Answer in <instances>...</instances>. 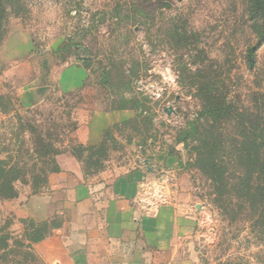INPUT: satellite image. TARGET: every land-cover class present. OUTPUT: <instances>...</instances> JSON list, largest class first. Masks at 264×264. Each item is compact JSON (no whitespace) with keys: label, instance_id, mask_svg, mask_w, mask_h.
Returning a JSON list of instances; mask_svg holds the SVG:
<instances>
[{"label":"rangeland","instance_id":"obj_1","mask_svg":"<svg viewBox=\"0 0 264 264\" xmlns=\"http://www.w3.org/2000/svg\"><path fill=\"white\" fill-rule=\"evenodd\" d=\"M4 9L0 47L10 37L6 53L22 59L26 39L34 62H1L0 160L31 166L39 136L52 145L58 171L76 172L70 184L88 186L149 159L156 184L147 200L170 203L179 216L171 264H264L260 199L245 197L246 206L230 192L232 205L222 206L220 168H210L222 158L225 179L262 176L250 151L240 166L233 162L236 151L264 149V0H5ZM75 64L88 73L81 88L61 92L53 83L36 105L21 104L20 85L40 76L49 86L52 73ZM102 110L134 116L96 146L78 143L76 130ZM177 145L178 174L164 175L153 158ZM49 176L34 186L21 175L15 195L0 196V264H46L37 244L64 217H43L59 203L37 212L28 200L51 191Z\"/></svg>","mask_w":264,"mask_h":264},{"label":"crops","instance_id":"obj_2","mask_svg":"<svg viewBox=\"0 0 264 264\" xmlns=\"http://www.w3.org/2000/svg\"><path fill=\"white\" fill-rule=\"evenodd\" d=\"M24 40L26 55L22 59L20 55L6 53L5 48L12 42L10 37L1 45L0 65L3 61L17 63L24 59L34 62L31 60L33 55H27L31 52V44ZM33 77L17 90L18 99L24 106H34L43 100L53 83L61 92L81 88L88 73L79 64L64 67L52 73L54 81H50L49 86L41 84L40 76ZM133 116L128 110L94 111L76 130L75 137L82 145L96 146L112 125ZM175 150L173 154L163 152L159 161L153 158V163L161 166L164 175L178 174L176 168L183 159V149L177 145ZM143 160L146 159L141 157L128 172L97 185L70 184L71 180L78 179L75 171L62 169L50 174L49 179L51 175L54 178L51 191L38 192L28 200L37 212L44 210L42 206L49 202L59 203L51 214L46 215L47 211H44L43 217L61 213L64 217L54 236L37 244L38 253L46 264H153L162 261L161 257L168 259L164 264H171L169 254L178 233L179 216L170 203L151 204L150 199L147 200L150 197L148 187L156 183L145 169Z\"/></svg>","mask_w":264,"mask_h":264},{"label":"trees","instance_id":"obj_3","mask_svg":"<svg viewBox=\"0 0 264 264\" xmlns=\"http://www.w3.org/2000/svg\"><path fill=\"white\" fill-rule=\"evenodd\" d=\"M4 1L5 0H0V42L5 16ZM35 132L34 129L30 128V133L36 134ZM33 138L35 139V136ZM41 140L42 139L37 136L34 141V147L29 151L39 156L31 166H27L26 163H21L20 161L8 163L5 160H0V196L13 197L15 195L14 183L21 175L29 176L30 179H32V185L35 186L39 181L44 180V177L47 175L58 171L57 164L53 159L55 153L51 151L52 145L50 143H43ZM249 151L253 153V156L255 157L254 161L259 167L258 169H260V173L262 172L260 179L255 180L252 178L253 176L245 178L235 176L231 180L225 179L223 174L224 168L222 167L224 165V162L222 161L223 159L210 160V168L212 170L218 171V168H220V176L218 175L214 182L216 183L215 188L218 191L220 204L222 206L232 205V203L229 202L228 197L230 192H234L236 197L242 199L241 201H243L246 206H249L250 202H245V197L259 198L260 205L264 208V149L260 150L253 147L249 149L248 152L245 150L236 151L233 165L236 166L238 164V166H240L242 156H246V153L249 155ZM6 249L7 248H3V250Z\"/></svg>","mask_w":264,"mask_h":264},{"label":"built area","instance_id":"obj_4","mask_svg":"<svg viewBox=\"0 0 264 264\" xmlns=\"http://www.w3.org/2000/svg\"><path fill=\"white\" fill-rule=\"evenodd\" d=\"M152 204V202H150Z\"/></svg>","mask_w":264,"mask_h":264}]
</instances>
